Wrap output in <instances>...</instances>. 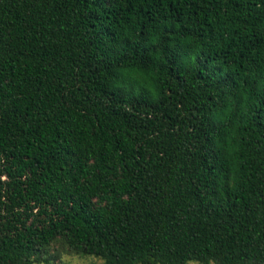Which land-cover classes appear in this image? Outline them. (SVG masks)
Wrapping results in <instances>:
<instances>
[{
  "label": "trees",
  "instance_id": "obj_1",
  "mask_svg": "<svg viewBox=\"0 0 264 264\" xmlns=\"http://www.w3.org/2000/svg\"><path fill=\"white\" fill-rule=\"evenodd\" d=\"M264 264V0H0V264Z\"/></svg>",
  "mask_w": 264,
  "mask_h": 264
},
{
  "label": "rangeland",
  "instance_id": "obj_2",
  "mask_svg": "<svg viewBox=\"0 0 264 264\" xmlns=\"http://www.w3.org/2000/svg\"><path fill=\"white\" fill-rule=\"evenodd\" d=\"M51 254H58L55 260H50V264H102L100 260L89 256H77L70 253L59 252L58 244L52 246ZM195 264V263H189Z\"/></svg>",
  "mask_w": 264,
  "mask_h": 264
}]
</instances>
